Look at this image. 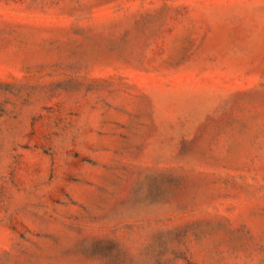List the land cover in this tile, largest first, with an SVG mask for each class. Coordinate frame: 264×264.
<instances>
[{
	"label": "rangeland",
	"instance_id": "obj_1",
	"mask_svg": "<svg viewBox=\"0 0 264 264\" xmlns=\"http://www.w3.org/2000/svg\"><path fill=\"white\" fill-rule=\"evenodd\" d=\"M0 264H264V0H0Z\"/></svg>",
	"mask_w": 264,
	"mask_h": 264
}]
</instances>
